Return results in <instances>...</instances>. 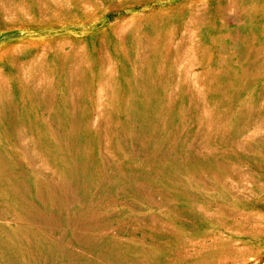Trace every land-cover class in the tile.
<instances>
[{
  "label": "rangeland",
  "instance_id": "374dc122",
  "mask_svg": "<svg viewBox=\"0 0 264 264\" xmlns=\"http://www.w3.org/2000/svg\"><path fill=\"white\" fill-rule=\"evenodd\" d=\"M0 264H264V0H0Z\"/></svg>",
  "mask_w": 264,
  "mask_h": 264
}]
</instances>
